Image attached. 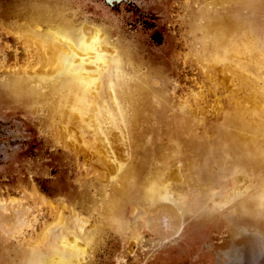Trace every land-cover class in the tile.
<instances>
[{
	"label": "bare ground",
	"instance_id": "bare-ground-1",
	"mask_svg": "<svg viewBox=\"0 0 264 264\" xmlns=\"http://www.w3.org/2000/svg\"><path fill=\"white\" fill-rule=\"evenodd\" d=\"M231 1L235 7L227 6ZM205 4L220 6L213 10L220 17H214V24L201 23L210 18L211 7H205L195 20L194 42L176 58L178 63L188 57L195 61L190 86L155 62L140 59L134 50L103 45V31H79L60 11L37 13L48 23L45 32L38 25L30 29L34 18L21 23L32 33L30 41L58 45L57 67L46 76L1 81V96L12 104H43L50 117L48 129L59 123L55 140L68 138L61 130L72 123L89 161L95 158L101 167L96 177L73 183L63 204L52 205L51 224L36 247L19 254L21 264H80L109 227L134 245L145 233L159 244L171 242L184 224L183 216L218 200L222 205L242 197L240 190L247 187L245 214L264 219V105L256 101L245 108L236 102L240 98L221 100L220 94L217 119L208 123L203 89L205 77L211 76L208 70L222 62L229 84L244 81L252 101L264 95V0ZM218 180L220 186L230 181V187L215 199L211 190ZM9 236L10 230L0 228V264H10L14 257L6 244ZM41 248L47 251L44 258L32 256Z\"/></svg>",
	"mask_w": 264,
	"mask_h": 264
},
{
	"label": "rangeland",
	"instance_id": "rangeland-1",
	"mask_svg": "<svg viewBox=\"0 0 264 264\" xmlns=\"http://www.w3.org/2000/svg\"><path fill=\"white\" fill-rule=\"evenodd\" d=\"M235 5L233 1L227 4ZM205 7H211L210 18L201 23L214 24V17H220V13L213 10L220 6L207 5L205 0H0V83H11L10 79L16 76H46L57 67L58 45L36 38L30 41L32 33L21 23L37 20L38 12L60 11L79 31L83 27L103 31V45L134 50L140 59L155 62L177 82L190 86V80L195 78V61L188 57L178 63L176 58L186 54L194 42L195 20ZM36 20L30 21V29L38 25V30L45 32L48 23ZM28 43L36 46L28 49ZM221 65L222 62L209 69L211 76L204 81L208 123L217 119L220 94H224L221 100L240 98L236 102L245 108L256 101L264 105V95L253 101L248 98L251 92H245L244 81L229 84L231 78L225 77L229 74H223ZM220 75L225 78L222 80ZM7 101L0 94V228L10 230L6 243L14 255L10 264H21L23 257L19 254L36 247L39 235L43 236L51 224L52 205L63 204L73 183L96 177L101 167L95 158L89 161L90 153L80 144L82 139L72 123L61 130L68 138L55 140L59 123L48 129L50 117L43 104L34 100L27 104L21 100L13 104ZM71 131L77 138H69ZM229 184L230 181H224L221 187L218 180L211 196L220 199ZM250 190L242 188V197ZM242 197L222 205L218 200L205 210L195 208L182 217L184 224L179 234L164 244L147 233L138 245L130 239L123 242L109 227L98 244L87 250L80 264H264V219L247 216L246 199ZM48 233L49 239L54 237L52 232ZM46 254L45 248H41L32 256L41 259Z\"/></svg>",
	"mask_w": 264,
	"mask_h": 264
}]
</instances>
